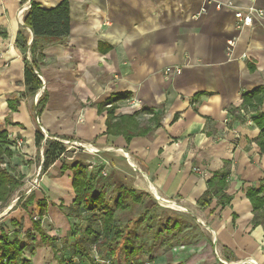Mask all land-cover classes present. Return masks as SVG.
<instances>
[{
  "label": "crops",
  "instance_id": "crops-1",
  "mask_svg": "<svg viewBox=\"0 0 264 264\" xmlns=\"http://www.w3.org/2000/svg\"><path fill=\"white\" fill-rule=\"evenodd\" d=\"M34 1L53 8L63 0ZM31 2L0 0V130L13 153L7 166L24 176L0 211V235H35L32 217L40 213V201L46 204L43 229L50 221L56 228L54 235L46 231L50 236L68 233L71 218L64 208L75 199L74 173L61 171L64 161L42 166L48 139L77 141L103 156L124 154L138 173L132 186L137 194L159 200L156 191L168 201L195 205L207 222L212 244L189 251L160 246L149 253L152 264H264V230L252 225L246 195L264 179L254 122L264 113V100L259 108L244 107L242 100L243 93L264 87V20L240 28L235 17L250 6L264 9V0H69L70 34L37 57L35 73L45 82L37 93L25 81L26 64L33 60L34 34L24 26ZM18 39L26 40V50ZM167 67H181L182 74L167 78ZM45 92L46 102L38 107ZM125 94L130 97L120 99ZM113 96L119 99L104 106ZM38 129L44 135L40 147ZM126 134L135 136L128 141ZM17 139L24 141L21 149ZM89 163L87 174L94 168ZM223 172L230 204L218 206L214 199L202 208L198 201L208 181ZM24 260L58 263L47 246L36 248L34 256L26 251Z\"/></svg>",
  "mask_w": 264,
  "mask_h": 264
},
{
  "label": "trees",
  "instance_id": "trees-1",
  "mask_svg": "<svg viewBox=\"0 0 264 264\" xmlns=\"http://www.w3.org/2000/svg\"><path fill=\"white\" fill-rule=\"evenodd\" d=\"M24 26L30 28L34 34V40L30 47V51L33 56L32 62L26 64L25 69V81L30 88L31 93H37L41 87L42 82L35 73L37 67V57L42 56L43 50L47 44L51 42H62L69 34L71 30L70 20V4L69 0H63L59 5L53 8H45L40 3L32 0L31 7L25 18ZM23 50L28 48L25 39L17 41ZM129 95H122L120 99L129 98ZM119 99L117 96L111 97L106 101L104 106L113 104L115 100ZM242 100L244 107L259 108L264 100V87H260L252 92H245L242 94ZM46 102V92L39 100L38 107L44 105ZM10 105H12L10 103ZM13 106V105H12ZM16 109L15 107H12ZM114 108L109 110L108 116V131L111 130L112 114ZM255 124L260 129V135L257 139L258 145L264 150V113H259L254 118ZM129 141L135 134H126ZM44 141V135L41 130L36 132V145L40 147ZM8 134L1 132L0 130V205L6 204L13 197V195L22 187L24 176L16 174L15 171L7 166V159H10L13 155L12 151L8 148ZM67 151V148L62 142L55 140L46 141L45 159L42 166L43 170H47L51 165L56 163L63 154ZM61 171L72 170V186L75 193V199L73 204L69 208H64L68 218L76 221L84 220V214H91L93 222H98L100 225V232L92 230V226H88L87 233L92 236L95 235V240L89 242L76 241L74 244L77 250L74 257L82 259L88 258L90 255L91 244L97 248L98 251L107 249L112 252L114 249L113 244L117 239H123L121 230L116 225L115 210L104 200L103 196L94 192L92 183L87 174V169L81 163L75 162L72 165H67L61 162ZM6 165V166H5ZM228 174L226 172L216 173L208 181V187L203 196L198 201V205L202 208L209 207L213 200L216 199L217 205L225 207L230 204L232 197L227 194ZM122 194L117 200V207L126 209L130 204H140L145 196L148 194H137L132 188H121ZM248 199L251 201L253 208V220L252 225L254 227L261 226L264 230V179L260 183L259 188H248L246 193ZM33 197H29L28 201L24 204V209H27L28 205L32 202ZM129 201L128 204H123ZM42 207L37 219L32 218L33 228L36 234L31 232L26 233V237L30 238L31 242L37 244L34 247H29L28 241L20 239L18 232H15L14 237H11L5 231H2L0 235V264H28V260H24V254L29 248V252L32 256L36 253V248L40 246H47L52 248L55 254L59 253L58 240L54 236H50L44 229L42 221L46 216L44 201L39 202ZM62 207V206H61ZM76 225V224H75ZM39 237V239L37 238ZM128 241H122L126 243ZM129 242V241H128ZM135 249L134 247L125 248V260L126 264H137L134 260L139 252L143 249ZM91 256V255H90ZM65 260L60 257L59 264H76L73 262V258ZM111 258V257H110ZM112 259V258H111ZM81 264V263H80Z\"/></svg>",
  "mask_w": 264,
  "mask_h": 264
},
{
  "label": "rangeland",
  "instance_id": "rangeland-1",
  "mask_svg": "<svg viewBox=\"0 0 264 264\" xmlns=\"http://www.w3.org/2000/svg\"><path fill=\"white\" fill-rule=\"evenodd\" d=\"M64 146L67 148V151L58 161H64L69 164L79 162L84 167H87L89 162L94 163H89V166H93L94 168L88 171L94 192L96 194L100 193L104 200L115 210L116 225L122 232V241L127 239L129 241L122 243L121 240L117 239L113 244L115 250L112 252L107 249L98 251L99 257L103 259L111 257L115 264H126V246L134 247L135 249H140L139 247L142 246L143 249L134 260L137 264H152L151 259L148 261V256L154 248L165 245L167 249L176 246L182 250L186 247L185 251H189V248L194 245H199L203 242H210L212 244L213 240H216L213 234L208 231L207 222L202 221L198 216L197 210L199 209L195 205L185 207L179 202H173L178 207L172 208V206L162 203V201L153 195H148L143 198L140 204H130L126 209L118 208L117 200L122 194L121 188H132L138 175L137 171L130 167L124 154L120 157L103 156L95 153L89 147L88 149H81ZM45 151L46 146L44 158ZM11 200L12 198L8 203ZM8 203L0 205V211ZM128 203L129 201L126 200L123 204ZM36 217H38V214L32 218ZM90 217L91 214L85 213L84 220L79 222L72 220L70 222L71 226L67 234L55 235L59 246V253L55 254L58 260L62 257L67 261L76 255L77 250L74 247L76 241L87 240L91 242L95 240V235H88L86 230L90 225L92 226V230L100 232V225L98 222H93ZM48 223L45 229L54 235L56 228L52 222L49 221ZM14 235L13 233L11 234L12 237ZM24 240L28 241L29 247L37 245L31 242L30 238L26 237ZM215 243L217 246L219 245L218 241H215ZM90 248L91 256L89 255L88 258L82 259L81 264H94L92 260V257L95 255L93 253L94 244H91ZM27 251H29V248ZM58 260H56L58 263L54 264H59Z\"/></svg>",
  "mask_w": 264,
  "mask_h": 264
},
{
  "label": "built area",
  "instance_id": "built-area-1",
  "mask_svg": "<svg viewBox=\"0 0 264 264\" xmlns=\"http://www.w3.org/2000/svg\"><path fill=\"white\" fill-rule=\"evenodd\" d=\"M205 1L207 3H212V0H205ZM27 7L30 8L31 6H27ZM216 7L221 8L222 4L217 3ZM235 17L238 20V22L240 23L239 24L240 28L250 27L254 24L255 20H261V21L264 20V9L263 8H257L254 6H250V7L245 8V9L237 10L235 13ZM233 47H234V41H229L228 42V51H231ZM1 56H2V54L0 53V57ZM36 74L41 78V76L39 75L38 72H36ZM181 74H182V68L181 67H167L164 70V75L167 78L175 79V78H178ZM42 83H43V89H44L45 82H42ZM37 121H39L38 118H37ZM23 145H24V141L22 139H17L15 141V146L17 149H21L23 147ZM64 145L70 146L71 148L88 149L86 145H84L80 142H77V141H72V142L67 141V142H65ZM92 167L93 166H90V168H92ZM35 219H37V217ZM97 252H98V250L94 246L93 253L95 255L92 257L94 264H115L113 259H111V258L103 259V258L99 257ZM73 262L76 264H80L81 260L78 257H74Z\"/></svg>",
  "mask_w": 264,
  "mask_h": 264
},
{
  "label": "bare ground",
  "instance_id": "bare-ground-1",
  "mask_svg": "<svg viewBox=\"0 0 264 264\" xmlns=\"http://www.w3.org/2000/svg\"><path fill=\"white\" fill-rule=\"evenodd\" d=\"M93 150V149H92ZM153 188V187H152ZM154 193L158 196V198H159V200L160 201H162V203H165V204H168V206H172V208H174V207H178L175 203H173V202H171V201H168V200H166V199H164V198H161V196H159V194L156 192V191H154ZM164 204V205H165ZM182 207V206H181ZM11 208V207H10ZM176 209V208H175Z\"/></svg>",
  "mask_w": 264,
  "mask_h": 264
}]
</instances>
